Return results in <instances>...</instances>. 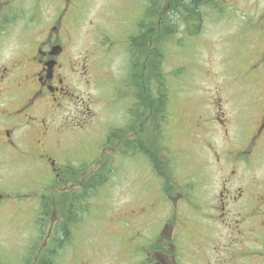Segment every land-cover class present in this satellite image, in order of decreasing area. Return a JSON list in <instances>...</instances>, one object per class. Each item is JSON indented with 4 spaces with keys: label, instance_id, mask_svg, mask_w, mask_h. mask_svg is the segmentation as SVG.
Masks as SVG:
<instances>
[{
    "label": "flooded vegetation",
    "instance_id": "1",
    "mask_svg": "<svg viewBox=\"0 0 264 264\" xmlns=\"http://www.w3.org/2000/svg\"><path fill=\"white\" fill-rule=\"evenodd\" d=\"M95 3L0 0V207L34 250L17 264H264V47L247 72L263 91L231 114L232 81L172 96L168 50H188L199 5ZM174 7L194 21L177 44ZM108 183L125 185L112 204Z\"/></svg>",
    "mask_w": 264,
    "mask_h": 264
},
{
    "label": "rangeland",
    "instance_id": "2",
    "mask_svg": "<svg viewBox=\"0 0 264 264\" xmlns=\"http://www.w3.org/2000/svg\"><path fill=\"white\" fill-rule=\"evenodd\" d=\"M95 1L94 11L104 0ZM214 1L215 5L208 4L200 7L201 21L193 37L195 38L194 40H189L192 36L187 33L190 24H193L192 22L194 21H188L187 25L183 24V17L181 16L185 14V11L180 9L181 11L179 10L178 13L169 10L168 16L175 29L173 35L174 43L177 44L178 39H188L189 45L187 46L188 50H184V54L177 49L175 50L172 48L168 50L165 66H167L169 74H172L170 78V87L172 85L174 90L172 94L174 99L180 97L205 98L213 96L215 87L223 86L226 82L232 81L233 86L230 88L231 95H229L232 99H229L224 107L226 111L228 110V112L234 114V112L238 111L241 104L247 102L249 99L256 100L260 92L263 91L259 82H257V77L254 79V76L251 75L250 72H247L250 71L249 66L257 60V55L264 47V0ZM188 2L189 0H186V4ZM118 7L117 5L115 7L113 6L112 10L114 15L119 13ZM193 58L196 63L199 64L200 69L196 73L190 74L196 66V64L192 62ZM182 63H185V67L182 69L180 78L185 79L188 85L178 88L176 79L177 67ZM238 75H242V77L247 78L249 81H244L243 84L234 83ZM251 82H253L254 85H251ZM197 86L201 89L198 90L197 88H193ZM89 93L92 96L99 95L100 87L98 86L96 89H90ZM100 112L103 114H105V112L113 114L111 110H101ZM186 112L187 110H185L184 113ZM240 133L244 134V129H242ZM184 135L183 133L181 137L187 154L185 160H192L193 157L195 158L197 156V153L191 148L188 149V137L183 139ZM201 153L204 154L203 151H201ZM138 183L139 181H137V184ZM124 186L125 185L114 186L113 183L104 184V194L110 196H101L98 198L102 203L106 201V203L112 204L113 200L107 201V198L112 199L114 195L120 191V188ZM94 194L96 193L94 192ZM91 199H93V197H91ZM94 200L92 202H95ZM2 208L3 207H0V264H17L19 258L33 256L34 254V250L30 249L25 244V241L28 240V236H30L32 232H22L19 217L9 215V212ZM88 218L89 221H92L95 225L96 219H102L103 214L100 213L99 215ZM95 230L96 229L88 225L86 226L85 234L93 233ZM104 230H107L106 221L103 223L100 222V242H106L109 238V233H103ZM73 247L76 246L73 245ZM73 247L72 251L74 250Z\"/></svg>",
    "mask_w": 264,
    "mask_h": 264
},
{
    "label": "trees",
    "instance_id": "3",
    "mask_svg": "<svg viewBox=\"0 0 264 264\" xmlns=\"http://www.w3.org/2000/svg\"><path fill=\"white\" fill-rule=\"evenodd\" d=\"M211 1V2H210ZM214 0H191L189 3L184 5L185 11L189 12L190 16H193L194 12H196V7L199 5V7L203 5H208V4H213ZM171 11H176L178 12L179 9L177 7L171 8ZM199 21H201V14H199ZM170 19V18H169ZM173 26V23L171 20H169V31L171 32V28Z\"/></svg>",
    "mask_w": 264,
    "mask_h": 264
}]
</instances>
